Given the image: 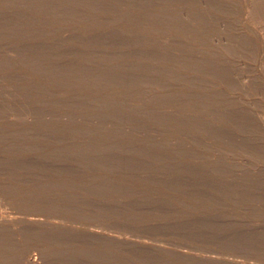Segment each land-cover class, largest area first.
<instances>
[{"label":"rangeland","instance_id":"374dc122","mask_svg":"<svg viewBox=\"0 0 264 264\" xmlns=\"http://www.w3.org/2000/svg\"><path fill=\"white\" fill-rule=\"evenodd\" d=\"M30 262L264 264V0H0V264Z\"/></svg>","mask_w":264,"mask_h":264},{"label":"bare ground","instance_id":"6f19581e","mask_svg":"<svg viewBox=\"0 0 264 264\" xmlns=\"http://www.w3.org/2000/svg\"><path fill=\"white\" fill-rule=\"evenodd\" d=\"M229 1H230V0H229ZM221 3H223V2H221ZM224 10H225V9H224ZM222 11H223V10H222ZM225 17H226V16H225ZM226 18H227V17H226ZM226 18H224V19H226ZM206 19H207V18H206ZM224 19H223V20H224ZM223 20H222V22L226 21V20H224V21H223ZM204 22H205V21H204ZM228 22H229V21H228ZM225 26H226V24H225ZM228 26H229V25H228ZM204 31L206 32V30H204ZM223 39H224V38H223ZM226 62H227V61H226ZM30 264H36V263H35V262H30Z\"/></svg>","mask_w":264,"mask_h":264}]
</instances>
